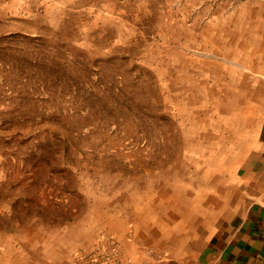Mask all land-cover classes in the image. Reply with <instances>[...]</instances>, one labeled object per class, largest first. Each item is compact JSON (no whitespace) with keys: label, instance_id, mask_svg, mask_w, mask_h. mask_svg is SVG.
<instances>
[{"label":"rangeland","instance_id":"obj_1","mask_svg":"<svg viewBox=\"0 0 264 264\" xmlns=\"http://www.w3.org/2000/svg\"><path fill=\"white\" fill-rule=\"evenodd\" d=\"M263 44L264 0H0V264H72L101 232L172 264L197 235L160 203L201 196L211 214L233 186ZM213 60L236 69L217 83Z\"/></svg>","mask_w":264,"mask_h":264},{"label":"crops","instance_id":"obj_2","mask_svg":"<svg viewBox=\"0 0 264 264\" xmlns=\"http://www.w3.org/2000/svg\"><path fill=\"white\" fill-rule=\"evenodd\" d=\"M253 114L257 124L246 134L233 186L214 198L211 214L206 199L197 196L202 208L197 212L185 208L191 213L182 220L184 224L172 221L175 231L197 235L184 241L187 246L177 252L172 264H264V97ZM162 204L161 209L170 210L175 205L171 201Z\"/></svg>","mask_w":264,"mask_h":264},{"label":"built area","instance_id":"obj_3","mask_svg":"<svg viewBox=\"0 0 264 264\" xmlns=\"http://www.w3.org/2000/svg\"><path fill=\"white\" fill-rule=\"evenodd\" d=\"M126 240L133 241V226L128 225ZM140 260L127 253L123 243L113 233L101 232L89 250H78L72 264H170L167 252L144 245L140 247Z\"/></svg>","mask_w":264,"mask_h":264},{"label":"bare ground","instance_id":"obj_4","mask_svg":"<svg viewBox=\"0 0 264 264\" xmlns=\"http://www.w3.org/2000/svg\"><path fill=\"white\" fill-rule=\"evenodd\" d=\"M217 29L219 30V31H217L218 32V34H219V38L221 39V40H225L227 37H229V36H227L226 34H224L223 32H222V29L223 28H221V27H217ZM214 30H216L215 28H213L212 26H206L201 32H200V38H202V39H204V42H203V44L202 43H200V44H202V46H203V48H212V49H215V50H221L220 49V47L218 46V44L216 43V41H215V39H214V34H215V31ZM229 30V29H228ZM240 32V31H239ZM233 35V34H232ZM217 38V37H216ZM233 39V38H232ZM235 46V45H234ZM201 49V48H200ZM207 54H209V53H207ZM215 54V53H214ZM210 55V54H209ZM222 55V54H221ZM213 58V57H212ZM215 58V57H214ZM221 59V58H220ZM222 61V60H221ZM229 62V61H228ZM228 62L227 61H222V63L221 62H216V61H207V62H203L204 63V70H208V71H210V72H212L213 74H214V80L218 83H221L222 81H224V77H223V79L221 80L220 78H221V73L222 72H228V73H230L231 71H232V69L233 68H235V67H233L232 69H231V67H229V65H228ZM188 64V63H187ZM237 65V64H236ZM198 66H202V64L201 65H198ZM236 69V68H235ZM234 70V69H233ZM237 71V70H236ZM201 72V71H200ZM238 72V74H239V76H241V74H242V72H240V71H237ZM208 73V72H207ZM210 74V73H209ZM206 75H208V74H206ZM205 77V76H204ZM209 77V76H208ZM230 77V76H229ZM207 78V77H206ZM225 83V85L223 84V87L225 86V87H227L228 85H230V86H233L231 83H232V80L231 79H226V82H224ZM212 88H214L213 86H212ZM217 89V88H216ZM218 90V89H217ZM209 98V97H208ZM220 98V97H219ZM218 98V99H219ZM250 98H252V97H250ZM215 100V99H214ZM237 104V105H236ZM242 104V103H241ZM252 105V104H251ZM209 110V109H208ZM220 110H221V108H220ZM230 110H232V111H234L235 110V113H237L238 115H241V116H243L244 118H245V120H247L248 118H249V115H251L252 113H253V111H254V109L253 108H251L250 107V105L249 106H247V104H244L243 106L242 105H239L238 103H232V101H230V102H228V108H227V111H229L230 112ZM258 110V109H257ZM211 111V110H210ZM226 111V110H225ZM189 113V112H188ZM187 113V114H188ZM209 113V112H208ZM219 113V112H218ZM216 114H217V112H216ZM196 115V114H195ZM251 117V116H250ZM252 118V117H251ZM207 120V119H206ZM251 120V119H250ZM201 121V120H200ZM203 121V120H202ZM209 121V120H208ZM204 122V121H203ZM207 122V121H206ZM192 126V125H191ZM193 126H195V125H193ZM204 126V125H203ZM228 127V126H227ZM226 127V128H227ZM200 128V127H199ZM211 128V127H210ZM215 130V129H214ZM217 131H219L218 129H217ZM217 134V133H216ZM219 134V133H218ZM217 134V135H218ZM231 136V135H230ZM172 204H175V203H173V202H171ZM171 207H172V209H175L176 210V212H178L179 213V220H180V222L181 223H183V219L184 218H186V215H188L189 213H191L190 211H186V209H189L188 207L185 209V208H183V207H181L180 205H177V204H175V205H170ZM191 208L189 209V210H191L192 212H197L199 209H201L202 208V202L200 201V200H198L197 198H195V202L194 203H192V205L190 206ZM193 217V215H190V219ZM184 224V223H183ZM4 261V260H3Z\"/></svg>","mask_w":264,"mask_h":264},{"label":"trees","instance_id":"obj_5","mask_svg":"<svg viewBox=\"0 0 264 264\" xmlns=\"http://www.w3.org/2000/svg\"><path fill=\"white\" fill-rule=\"evenodd\" d=\"M43 210H45V207H42ZM50 216H53V215H50ZM53 218V217H52Z\"/></svg>","mask_w":264,"mask_h":264}]
</instances>
